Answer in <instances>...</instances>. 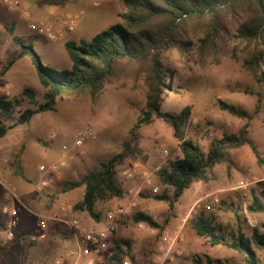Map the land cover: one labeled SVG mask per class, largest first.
Instances as JSON below:
<instances>
[{
  "label": "trees",
  "instance_id": "obj_1",
  "mask_svg": "<svg viewBox=\"0 0 264 264\" xmlns=\"http://www.w3.org/2000/svg\"><path fill=\"white\" fill-rule=\"evenodd\" d=\"M121 2L124 9L120 14L121 22L98 32L90 40H65L64 48L70 60L68 69L59 70L45 64L34 47L14 33L13 23L0 20L4 28L3 35L18 47V52L3 65L0 76H4L17 60L28 57L43 88L41 102L37 101L35 90L29 86L21 89V98L0 97V139L17 126L28 124L36 114L55 110L59 100L65 96L86 97L95 102L107 85H115L123 79L141 81L145 89V104L128 128L127 138L121 149L78 179L62 181L58 191L66 193L82 187V197L72 205V209L85 211L94 221H100L102 212L97 209V205L124 195L123 188L114 179L115 167L126 158L138 159L142 156V150L134 146L138 130L153 118L161 119L172 127L173 136L180 141L178 149L157 170L159 189L149 197L166 203L168 215L162 223L142 211H135L130 215L133 224H143L157 231L160 238L185 190L194 182L213 180V169L218 164H225L226 173L230 174L233 165L232 149L247 145L257 164H264L259 149L250 137L251 121L260 112L261 99L264 97V0ZM188 24H191V28L187 27ZM230 34L242 44L243 66L257 84L260 93L257 94L252 111L238 104L216 99L215 104L220 110L240 119L242 124L236 131L230 132L214 128L205 134L203 144H200L197 136L189 138L183 134L190 116L188 107L180 113L162 108L172 79V72L165 64L163 54L169 49H176L187 60H216L221 53L222 40ZM233 56L237 55L234 53ZM22 98L29 105L16 113V108L22 106ZM3 118H14V122L8 125ZM23 149L24 145L20 151ZM19 155L20 153L13 158L11 165L19 166ZM260 194L262 199L252 193L245 207L246 211L264 214L263 189H260ZM237 220L235 228L222 227L212 217L200 212L188 221V227L195 236L204 239L210 246L220 245L234 250L243 256L247 264H264V232L254 227L247 234L240 218ZM121 223L122 221L119 224ZM2 225L0 221V227ZM113 243L110 255L112 264H122L123 259H128L130 264L143 263V258H137L132 252L129 240L118 239L113 240ZM257 251L261 252L262 261ZM193 263L227 264L220 260L198 257L193 258Z\"/></svg>",
  "mask_w": 264,
  "mask_h": 264
},
{
  "label": "rangeland",
  "instance_id": "obj_2",
  "mask_svg": "<svg viewBox=\"0 0 264 264\" xmlns=\"http://www.w3.org/2000/svg\"><path fill=\"white\" fill-rule=\"evenodd\" d=\"M27 1L30 9L38 15L37 18L35 17L36 19L41 18V20L60 25L68 15H72L77 18V25L80 21L87 19L102 22L101 30L121 22L120 14L124 10L121 0ZM95 2L98 4L95 5ZM83 3H86V7H80ZM7 12V9L0 5V14ZM88 16L90 18H87ZM15 22L14 33L21 37L25 43L31 44L45 64L59 70L70 67L64 61L68 57L64 47L58 53L53 54L51 41L28 33L25 26L26 22L22 18L18 17ZM191 24H188L187 27L191 28ZM74 30L65 31L59 40L72 39ZM0 46H2L0 51L1 68L18 51V47L8 40L3 33L0 34ZM241 47L242 44L234 35L230 34L222 40L221 53L216 60L210 58L202 61H197L195 58L187 60L180 56L176 49H169L164 52L163 60L172 72V79L171 88L165 95L162 108L174 113H180L185 107L189 108L190 116L183 130L186 137L197 136V140L203 144L205 134L214 128H218V131L230 132L236 131L240 127L242 121L220 110L215 104L216 99L238 104L249 111L254 109L260 89L243 66ZM233 48L235 50H232ZM234 53L237 55L236 57L233 56ZM68 61L70 62L69 59ZM24 70V79L17 80L15 77L12 79L15 80V83L14 86H9L11 95L5 97L0 93V97L6 99L21 98L19 92L24 86H29L35 90L37 101L41 102L43 88L32 66L29 64L24 67ZM0 81V86H4L1 76ZM21 101L22 106L16 108V113L19 109L29 105L26 99L22 98ZM144 104L145 89L143 83L131 79H123L115 85L105 86L95 102H91L86 97L65 96L59 100L55 110L36 114L28 124L19 125L10 131L11 134H16L12 136L9 151L0 147V170L2 171L3 168L7 167L18 153H20L18 156L20 160L23 156L22 160H27L32 167L37 168L40 165H49L56 161L62 150L66 149L69 151L66 165L71 167L68 168L69 172L65 174V178L66 180L78 179L85 172L96 168L100 161L110 158L121 149L127 138L128 128L133 124ZM260 105V112L251 121L250 137L264 159V97L261 99ZM3 120L8 125L14 122V118H3ZM84 129L91 130L93 135L86 138L83 146L77 149L73 146L74 139L77 133ZM27 132L30 134L27 135ZM50 133H55V137L49 138ZM179 141L173 136L169 124L161 119L153 118L138 130V139L134 143V146L142 150V156L138 158V161L145 168L151 180V184L146 188L142 187L140 191V203L136 211H142L161 223L164 217L168 215V209L162 202L149 197L159 189L155 167L159 164L163 165L167 160L162 156V149L167 148L170 155L177 149ZM23 145L24 149L20 151ZM244 147L249 149L247 145ZM42 155L51 157V159L46 161L44 157H40ZM238 156H243L241 164L238 163ZM233 157L234 163L231 174L226 175V166L218 164L214 169L216 180L210 182L208 186H217L218 188L231 186L234 189L227 192L232 193L223 192L221 194L219 192L221 195L218 197L219 203L217 204H214L212 200L200 202L190 210L189 217L185 222L180 220L179 228L176 226L173 231H163V233L178 231L182 238L180 246L184 252L177 256L172 264H194L193 258L195 257L220 260L227 264H247L241 254L220 245L210 246L204 239L195 236L188 227V221L196 214L203 212L222 227L235 228L236 223H238L237 218H240L247 234L252 230L246 223V217L250 216L257 221L256 228L260 232H264V214H252L245 209L252 193L262 199L260 189L264 190V180H262L264 178V164L258 165L251 152L233 151ZM6 159H10L9 162ZM65 166L60 170L63 178V170L67 168ZM26 170L28 168L25 164ZM62 177L59 181L62 180ZM114 178L119 182L116 173ZM247 178L254 179L255 183L246 186V188L239 187V183ZM154 188L157 189L156 192L153 191ZM44 189L41 194H43ZM202 189L204 188L202 187ZM228 195H236L235 200L230 197L226 198ZM221 197L225 198L222 199ZM205 205H209L211 209H207ZM130 215L119 224L117 229L121 231L118 236L132 243V252L137 258H143L142 264H150L160 240L159 234L143 224H133L130 221ZM61 228L64 229L65 226L61 225ZM109 243L112 244L110 241ZM40 244L38 242L31 243L34 252L39 250ZM257 253L262 261L261 252L257 251ZM53 256L54 253L49 252L34 256V258L30 256L28 264H48ZM102 256L105 257V260H100L98 264H112L106 251L102 253ZM22 264H25V260Z\"/></svg>",
  "mask_w": 264,
  "mask_h": 264
},
{
  "label": "crops",
  "instance_id": "obj_3",
  "mask_svg": "<svg viewBox=\"0 0 264 264\" xmlns=\"http://www.w3.org/2000/svg\"><path fill=\"white\" fill-rule=\"evenodd\" d=\"M23 1L26 4L27 8L32 13V15L37 18L38 15L35 14L30 9L28 1L27 0H23ZM85 4L86 3L81 4L80 7H86ZM94 4L97 5L98 3L95 2ZM81 10L83 11L84 9L82 8ZM7 11H8L7 13L0 14V20L3 21L11 20L10 23H13L15 25L16 23L15 20L18 17L21 18L19 11L18 10H7ZM87 18H90V16H88ZM101 23L102 22H99L97 20L93 21L91 19L80 21L79 24L75 27L76 29L74 30L72 39L76 41L80 39L90 40L95 34L102 31L101 30L102 28L100 27ZM26 31L31 35H34L28 30L27 26H26ZM2 33L4 34V28L0 23V34ZM34 36L38 37L36 35ZM7 39L10 40L8 37ZM51 42L53 48L52 53L56 54V52L58 53L60 49L64 47L65 40L58 39L56 41H51ZM1 47L2 46H0V51H1ZM28 60H29L28 57L20 58L15 62V64L11 67V69L4 76H2L3 79L2 83H4V86L6 85L8 87L14 86L15 80H12L14 77L17 80H22L25 78L24 67H27L29 64L31 65V63L29 62L30 60L29 61ZM64 61L67 62L68 66H70L68 57L67 59H64ZM2 67L0 68V71ZM15 134L14 133L11 134V132H9L4 137H2L0 139V147H3L4 150L9 151L11 148L10 144L12 141V136H14ZM244 146L231 150L232 160L234 158L233 151H241L243 153L251 152L250 148L248 149L247 147ZM177 149H178V145H177ZM26 151L28 153V148L26 149ZM40 157L41 158L44 157L46 161H49L51 159V157H46L45 155H42ZM22 159L23 156L21 157V160L19 159V163H18L19 166L16 167L11 165L10 163L8 164L7 167L3 168L2 171L0 170L1 173L6 177L9 184L16 189L18 197L22 202V204H19L15 200L5 198L2 194V190L0 189V196H1L0 221L3 224L2 227H0V264H22L24 260H25V264H28L29 263L28 260L30 256L31 258H34V256H40L41 254L46 252L54 253L53 258L48 262V264H52L53 260L57 257H61L64 260V264H72L75 259L76 244L72 236V231L68 226L57 221H49L46 229V238L38 242L41 244L39 246V250L36 252L33 251V246L31 245V243L36 241H32L31 236L34 233H36L38 230L37 215L50 216L51 214L54 213H62L61 206L63 204L69 205L72 208V205L82 197L83 188L82 187L77 188L66 193H60L58 191L61 182L66 180L65 174L69 172L68 168L71 167L69 165L67 167L66 165L65 167L67 168L63 170L64 178L62 177L63 174L60 171L58 173L59 175L57 174L50 177L49 184L44 189L43 194H41V192L36 193L37 191L35 192L34 185L37 184L42 174L38 170V167L37 168L34 166L32 167L31 163L29 164L27 160L24 161ZM9 160L10 159H6V161L8 162ZM237 160L239 161L238 163L241 164V162L243 161V156H238ZM25 164L26 167L28 168V170L26 171H25ZM134 164H137L136 175L133 178H128L126 176V173L131 169L132 166H134ZM160 165L161 164L157 166ZM219 165H225V164H219ZM216 166L214 167V169L216 168ZM214 169H213V174L214 176H216L214 173ZM19 172L20 174H18ZM115 173L119 177V182H117L116 180L115 181L123 188L124 191L128 187L131 186L135 187V185H139L136 187H145V188L149 186L144 183V175H149V174L145 171V168L138 161V159L134 160L132 158H126L124 162L118 164L115 167ZM61 177L62 180L59 181ZM214 180H216V178H214L213 180H209L207 182H203V181L194 182L187 190H185V192L179 197L173 211V216L170 218L164 230L173 231L176 226L178 227L179 225L178 223L180 222V220L182 221L184 215L188 211L192 210L194 206H197L200 202H204L206 200L211 201L214 197H219L223 192H227L234 189L231 186H223L221 188H218L217 186L208 187L209 183L210 182L212 183ZM262 180H264V178ZM150 184H151V180H150ZM202 187L204 189H202ZM231 193L232 192H227L226 194H231ZM229 197L232 200H235L236 195L226 196V198ZM221 198L223 199L225 197H221ZM124 202L125 200L122 197L119 199L112 198L103 203H99L97 205V209L101 210L102 215L100 221L98 222L94 221L85 211H74L72 209L71 211H67L66 214L68 216L78 218L82 223V225H84L87 228H101L104 226V220H103L104 211L116 205L122 204ZM162 203L168 209L167 204L164 202ZM12 219L16 221L14 233L15 235H17L14 237L15 239L13 241L7 238V231L9 230L8 225ZM61 225H64L65 228L62 229ZM120 231H121L120 229H117L116 232L110 237L109 241L112 242V244L109 243L108 248L106 250L108 257L111 255L113 251L112 248H114L113 240H118L123 238L118 236ZM11 250L12 253H10ZM103 259L105 260V257L101 255L100 260Z\"/></svg>",
  "mask_w": 264,
  "mask_h": 264
},
{
  "label": "built area",
  "instance_id": "obj_4",
  "mask_svg": "<svg viewBox=\"0 0 264 264\" xmlns=\"http://www.w3.org/2000/svg\"><path fill=\"white\" fill-rule=\"evenodd\" d=\"M0 5L7 10H18L21 18L26 22L28 30L36 36L44 37L49 41H56L60 39L65 31H73L77 26V18L68 15L60 25H55L51 22L36 19L30 10L27 8L23 0H0ZM0 93L9 97L11 91L9 87L0 86ZM93 135V132L89 129L81 130L77 133L73 146L77 149L81 148L86 138ZM55 133H50L49 138H54ZM68 150H62L60 157L49 165H40L38 170L42 176L35 185V191L41 192L49 184L51 176L57 175L62 167L66 165V159ZM162 156L164 159L169 156V150L163 148ZM160 166L156 167L158 170ZM137 164L131 167L126 173L128 178H133L136 175ZM59 175V174H58ZM144 183L150 185L149 175H144ZM255 183L254 179H245L239 183V187L246 188V186ZM0 189L5 198L15 200L17 203L22 204L18 197L16 189L9 184L6 177L0 171ZM142 187H128L124 191L123 198L124 203L109 208L103 213L104 226L101 228H87L76 217H71L66 214L67 211H71L69 205L63 204L61 206L62 213H54L50 216L37 215L38 230L31 236L32 241H42L46 238V229L49 221H57L68 226L72 231V236L75 240V259L72 264H98L101 255L107 250L110 237L116 232L120 221L136 211L139 206V195ZM156 188L153 189L156 192ZM214 204L219 203V198L214 197L212 199ZM207 209H211L209 205H205ZM190 211L185 214L182 222H185L189 217ZM246 223L249 227L254 228L257 226V221L250 216L246 217ZM141 225V224H139ZM16 221L12 219L8 225L7 238L9 240L14 239V228ZM178 231L174 233H162L158 246L152 258L150 264H172L175 258L183 254V249L180 246L182 238ZM52 264H64V260L61 257H57L53 260ZM122 264H130L128 259H123Z\"/></svg>",
  "mask_w": 264,
  "mask_h": 264
}]
</instances>
